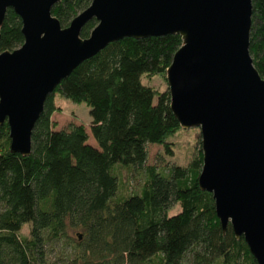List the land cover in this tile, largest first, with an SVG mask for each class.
<instances>
[{
  "label": "trees",
  "instance_id": "trees-1",
  "mask_svg": "<svg viewBox=\"0 0 264 264\" xmlns=\"http://www.w3.org/2000/svg\"><path fill=\"white\" fill-rule=\"evenodd\" d=\"M91 2L62 0L52 14L65 28ZM23 44L21 18L8 9L0 51ZM182 44L179 35L124 38L83 62L47 98L29 156L11 152L9 126L0 125V264H257L243 237L230 225L223 232L212 194L199 187L201 147L188 166H146L148 146L173 155L170 139L182 128L168 87L143 77L167 74ZM249 52L264 78V0H252ZM57 94L86 103L98 148L84 125L56 130ZM124 170H144L140 186Z\"/></svg>",
  "mask_w": 264,
  "mask_h": 264
},
{
  "label": "water",
  "instance_id": "water-1",
  "mask_svg": "<svg viewBox=\"0 0 264 264\" xmlns=\"http://www.w3.org/2000/svg\"><path fill=\"white\" fill-rule=\"evenodd\" d=\"M61 1L0 0V27L12 9L24 36L20 48L0 51V125L11 152L31 154L47 98L83 62L124 38L179 35L166 79L180 127L200 131L199 187L212 194L223 232L230 225L264 264V78L249 52L252 0H92L65 28L52 14Z\"/></svg>",
  "mask_w": 264,
  "mask_h": 264
},
{
  "label": "rangeland",
  "instance_id": "rangeland-1",
  "mask_svg": "<svg viewBox=\"0 0 264 264\" xmlns=\"http://www.w3.org/2000/svg\"><path fill=\"white\" fill-rule=\"evenodd\" d=\"M166 75L155 76L151 80L147 77H143V83L159 90H164L168 87ZM54 102L59 109L52 115L53 123L56 126V130L67 129L71 124H81L87 129L90 135L88 143L98 148V144L91 135L90 124L91 115L90 109L86 103H75L71 100L62 98L60 95H55ZM199 129H181L170 139V146L173 148V155H168L166 151L158 145L148 146V161L146 166H155L157 168H168L171 165L188 166L194 156L197 154L198 148L201 143L198 144L201 137L198 134ZM144 170H136L131 175L127 170L123 171L122 176L125 181H128V177L131 176V183L133 187H138L144 178ZM179 208H175L173 214L178 213Z\"/></svg>",
  "mask_w": 264,
  "mask_h": 264
}]
</instances>
